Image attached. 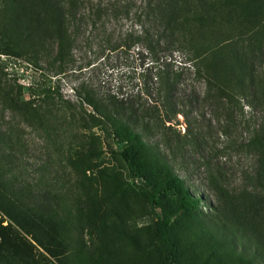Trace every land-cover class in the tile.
<instances>
[{"label":"rangeland","instance_id":"obj_1","mask_svg":"<svg viewBox=\"0 0 264 264\" xmlns=\"http://www.w3.org/2000/svg\"><path fill=\"white\" fill-rule=\"evenodd\" d=\"M10 1L0 0V83L22 109L30 103L44 110L39 120H31L22 111L8 109L0 98V186L11 180L12 188L22 189L25 202L36 204L41 216L8 206V212L24 223L21 230L0 210V264H27L24 249L15 250L17 241L9 227L32 244L38 264H59L58 259L67 264L96 260L97 264H167V247L156 231L158 221L167 217L178 264H264V249L247 231L264 228V210L254 214L259 205L254 206V198L245 192L254 188L253 181L245 179L253 157L239 145L220 148L225 146L221 119L211 102L202 98L201 79L185 70L177 90L191 123L196 121L199 127L200 145L190 143L174 156L161 146L174 172L202 198L197 210L183 215L174 214L175 194L150 197L145 183L122 159L121 146L101 121L90 117L91 107L80 101L86 91L99 98L114 93L133 97L143 85L151 92L155 88L146 71L150 57L139 54L140 45L128 52L113 49L132 27L138 1L128 15L114 18L109 13L98 39L79 38L71 61L61 71L47 60L34 62L20 45L10 44ZM210 3L207 11L188 15L193 32L217 40L264 34V0ZM158 55L163 56L160 51ZM173 56L180 62L179 54ZM150 98L156 100L154 94ZM249 115L245 107L235 118L231 136L237 144L246 140ZM177 120L176 130L183 135L187 123L180 115ZM144 140L154 145L159 135ZM206 163L210 169H221L222 191L208 181ZM50 197L59 208L47 216L40 210Z\"/></svg>","mask_w":264,"mask_h":264},{"label":"trees","instance_id":"obj_2","mask_svg":"<svg viewBox=\"0 0 264 264\" xmlns=\"http://www.w3.org/2000/svg\"><path fill=\"white\" fill-rule=\"evenodd\" d=\"M134 1L11 0V19L8 22L10 44L20 45L34 62L47 60L49 66H57L61 71L71 61V51L79 38L86 35V42L90 38L98 39L102 33L100 30H105L109 13L114 18L123 13L128 15ZM136 1L138 4L132 27L122 34L121 41L113 49L128 52L135 45H140L139 54L150 57L151 64L146 71L155 88L151 92V88L143 85L144 88L133 97L114 93L99 98L86 91L81 103L91 107L93 114L90 117L101 121L114 141L121 146L122 159L131 166L135 176L145 183L150 197L154 198L159 192L175 194L177 204L174 214L183 215L189 210H197L202 198L190 191L184 180L174 172L162 147H168L174 156L182 153L190 143L199 146L202 140L196 121L194 125L191 123L189 111L184 110L183 104L179 102L178 84L184 71H189L196 79L203 81L200 94L205 101L211 102L218 119H221L220 136L225 146L220 148L224 150L228 145H239L253 157V165L245 172V179L253 181L254 188L250 191L245 189V192L254 198V206L259 205L253 209L254 214L259 213V210H264V34L253 39L250 36H236L217 40L213 36L193 32L195 27L188 15L207 11L212 0ZM227 48L234 49L224 52ZM159 51L163 56L158 55ZM175 53L179 54L180 62L174 59ZM152 94L156 96L154 101L150 98ZM0 95L8 109L22 111L25 118L37 121L43 115V106L32 107L28 103L27 108L22 109L16 102V96L11 97L10 90L2 87L1 83ZM141 97L145 99L143 103ZM245 107L250 113L248 120L251 121L245 124V142L237 144L232 139V129L235 127V118L243 115ZM178 115L187 123L183 135L176 130ZM155 134L159 135V140L154 145L144 140V137ZM209 166V163L205 164L208 181L213 182L215 190L222 191L224 183L221 169H210ZM7 182L10 185L5 182L0 186V210L24 230V223L8 212V206L23 209L26 213L41 214L35 211L36 204L25 202L22 189L12 188L11 180ZM46 201L40 212L52 216L58 210V204L53 197ZM170 225L169 217L162 218L158 221L156 231L167 247L165 262L178 264V252L170 237ZM247 231L259 240L261 249H264V228L261 230L253 226L248 227ZM9 232L17 241L15 250L24 249L27 264H38L32 244L23 242L15 229L9 227ZM58 262L67 264L62 259H58ZM97 263L98 260L91 263L85 261L83 264Z\"/></svg>","mask_w":264,"mask_h":264}]
</instances>
